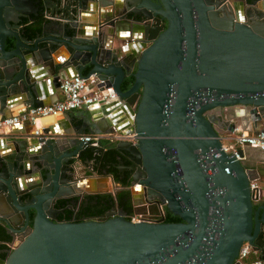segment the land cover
I'll list each match as a JSON object with an SVG mask.
<instances>
[{"label": "water", "instance_id": "1", "mask_svg": "<svg viewBox=\"0 0 264 264\" xmlns=\"http://www.w3.org/2000/svg\"><path fill=\"white\" fill-rule=\"evenodd\" d=\"M250 1L254 22L235 0H0V122L14 104H26L24 114L58 102H44V90L53 96L45 80L54 94L73 73L95 74L132 123L133 140L116 144L131 163V194L144 190L148 204L181 219L133 223L114 207L105 220L59 222L58 201L116 193L113 177L77 176L72 162L85 152L77 137L44 128L40 137L0 138V226L11 237L0 264H242L245 243L264 259V197L250 189L260 177L223 138L238 123H264V13ZM90 3L97 28L83 21ZM55 14L62 21L47 19ZM122 25L141 43L134 58ZM60 49L69 58L57 65ZM109 107L90 109L89 133L124 134L107 127ZM97 178L110 188L93 190Z\"/></svg>", "mask_w": 264, "mask_h": 264}, {"label": "crops", "instance_id": "2", "mask_svg": "<svg viewBox=\"0 0 264 264\" xmlns=\"http://www.w3.org/2000/svg\"><path fill=\"white\" fill-rule=\"evenodd\" d=\"M236 5L238 8H242V1L237 0L235 1ZM107 10H110L111 15L113 14V9L108 8ZM85 18L84 22L93 25L92 27L97 28L100 24V17H99V11L97 8L94 6L93 3L89 4V9L84 12ZM51 16V15H50ZM57 21H62L60 16L55 14L54 16ZM122 33L125 34V37L128 39L127 42V54L130 57H136L137 54L139 55L140 51L137 48V45H140L141 43L136 40L134 33L132 31V27L129 25H122L121 30ZM69 58L68 53L64 49H60L57 52L53 54V59L55 64L62 63L66 61ZM74 77V73L72 74V77ZM68 79V78H67ZM45 83H49V96L47 92L44 90V102L45 103H51L54 99L58 98V100L63 99V95L59 89L55 91L53 94V89L52 86L50 85V80H45ZM87 93L91 94L94 92V87H91L87 89ZM52 93V94H51ZM110 107L108 109L107 114H103V112H99L96 116L99 115H104L108 120V126L111 127L112 129H121V131L126 134L130 130L131 120L129 118V115L125 112L124 110V104L121 101H115L111 104H108ZM26 104L21 103V104H14L10 106L8 114L10 115L9 117H14L20 115L22 112H25ZM95 107V106H94ZM93 108V107H92ZM91 108H82L79 110L71 111L68 113H65L63 115H60L58 117H52V118H46V119H40L34 125L32 126L31 123H23L21 125H17L13 127L10 131H4L3 129H0V138L1 141L6 142V140H19V139H24V137H27L28 139H31L32 137H35V131L39 130L42 133V130L44 128H50L51 132L50 134H59V137L62 139H74L75 137L81 139L84 136L87 135H92L89 133L87 129V125L91 126L92 125V120H93V115L90 113ZM94 109V108H93ZM95 117V116H94ZM112 117V118H111ZM40 121V122H39ZM246 126H242L240 123H238L237 126H239L243 132L253 134L256 133L260 128L261 125L259 126H254L251 121H246L245 122ZM114 126V127H113ZM79 129V130H78ZM86 129V130H85ZM86 131V135L83 136H76L78 131ZM27 134V135H24ZM6 145H12L11 142H9ZM228 145V144H227ZM69 148V152L73 153L74 150L73 148L69 145L67 146ZM3 149L1 148V151ZM239 150H242L244 153V157L242 159V162L244 166L248 169H256L258 172V175L260 179L257 181L261 194L264 197V153L261 152L260 150L248 146H244L240 148ZM71 155V154H70ZM76 165V174L78 177H94L98 176L95 173H90L92 171V167L83 163L81 160H76L74 161ZM103 178H97L92 184V189L98 190L100 189L103 185L110 184V180H107V182H104L102 180ZM86 191V189H85ZM84 191V192H85ZM87 192V191H86ZM132 195V194H131ZM133 197V204H137L143 201L144 194L142 191L137 192L135 195H132ZM262 197V198H263ZM260 251L258 250L257 253H252L248 259L245 261V263H253L256 260H260ZM252 260V261H251ZM263 264H264V259H261Z\"/></svg>", "mask_w": 264, "mask_h": 264}, {"label": "built area", "instance_id": "3", "mask_svg": "<svg viewBox=\"0 0 264 264\" xmlns=\"http://www.w3.org/2000/svg\"><path fill=\"white\" fill-rule=\"evenodd\" d=\"M47 19L56 20L55 17L51 16H48ZM88 86L94 87L93 93L89 94L86 92ZM60 90L63 95L62 100L51 105L30 107L26 113L7 118L3 122H0V129H3L4 131H10L13 127L23 123L31 122L34 124L40 119L58 117L65 113L82 108H92L100 104L108 105L118 101V97L114 89L106 88L104 82L99 81L95 74L88 77L76 75L71 79H66L62 82ZM41 135L42 133L39 130L35 131L36 137H40ZM133 138V135L110 133L87 135L82 137L81 140L85 144V149L91 148L94 149L96 153H98L99 150L104 148V145L117 144L118 142L125 140L132 141ZM223 138L224 141L231 142L229 145L224 143V150L227 153L233 152L236 154L237 150L244 146L256 148L264 153V123L256 133H245L239 126H237L233 132L227 133V135ZM236 156L239 160L243 159H241L237 154ZM76 160L78 159H74V161ZM74 161L72 164L76 169ZM250 189L252 192L258 190L259 199H262L263 196L257 181L250 183ZM114 194L115 193H112L113 196ZM155 207L157 214H152L150 210H147L146 213L135 211L133 212L132 216L129 217V220L133 223H139L151 219L159 220L165 217L166 207L159 203H156ZM253 252L257 253L250 244L245 243L241 247L238 260L242 264H263L262 260H256L253 263H245V261Z\"/></svg>", "mask_w": 264, "mask_h": 264}, {"label": "trees", "instance_id": "4", "mask_svg": "<svg viewBox=\"0 0 264 264\" xmlns=\"http://www.w3.org/2000/svg\"><path fill=\"white\" fill-rule=\"evenodd\" d=\"M37 21L40 24L44 21V18L39 17ZM25 22L27 23L28 21L25 20ZM133 84V77L127 79L123 85V90H128ZM80 160L92 167L90 173H95L100 176H112L119 190L114 196L112 194L85 196L78 208V216H88L90 219H96L116 206L128 212V214H133L132 195L129 190L131 187V172L129 170L131 163L123 153L116 150V144L104 145V148L99 150L98 153H96L94 149L87 148ZM68 204L69 200H60L55 208H65ZM151 213L157 214L156 207L151 208ZM73 215L74 213L71 210L65 208V212L60 215L59 219L66 222L70 220ZM33 217L34 213H31V225ZM165 222L181 223V219L165 209ZM9 242H11V237L8 236L5 229L0 226V260L5 261L8 258L9 247L7 244Z\"/></svg>", "mask_w": 264, "mask_h": 264}, {"label": "flooded vegetation", "instance_id": "5", "mask_svg": "<svg viewBox=\"0 0 264 264\" xmlns=\"http://www.w3.org/2000/svg\"><path fill=\"white\" fill-rule=\"evenodd\" d=\"M235 1H237V0H235ZM242 1V8H243V10H244V12H245V16L247 17V19L250 21V22H254V20H256L254 17H252L251 15H250V13H251V11L255 8H252V6H248L247 4H246V0H241ZM257 1V6H258V8H257V11L258 12H260L261 14L262 13H264V0H256ZM251 1L249 0V3H250ZM260 14V15H261ZM164 25H165V22H164ZM144 188V187H143ZM141 190H143L142 188H141ZM144 191V190H143ZM142 191V192H143ZM85 197V196H84ZM84 197L83 198H75V199H71V200H69V204L65 207V208H67V209H69V210H71L70 209V207H73V210H76L75 212H73L72 210V212L74 213V215H73V217L70 219V220H68V221H66V222H71V221H75V220H77V221H82L83 219H89V220H97V221H101V220H105L106 219V216H107V214L108 213H110L111 211H112V209H114V207L112 208V209H110L109 211H107V212H105L104 214H102L101 216H99V217H97L96 219H90V217H88V216H78V208H79V206H80V203H81V201L84 199ZM76 199H78V200H76ZM59 202V201H58ZM57 202V203H58ZM132 202H133V198H132ZM56 203V204H57ZM155 205H156V202H151V203H149L148 204V202L145 200V197H143V201L142 202H140V203H137V205H134L133 204V212H135V211H138V212H141V213H146V211L147 210H150V212H151V208H153V207H155ZM56 206V205H55ZM117 207V206H116ZM65 208H57L58 210H60V211H62L59 215H58V221L59 222H65V221H62V219H59L60 218V215L62 214V213H64L65 212ZM126 212V211H125ZM127 214H128V212H126ZM155 215V214H154ZM132 216V214H128V217H131ZM128 220H129V218H128ZM158 219H156V220H153V219H151V220H148V221H142V222H148V223H150V222H155V221H157ZM130 221V220H129ZM140 223V222H139Z\"/></svg>", "mask_w": 264, "mask_h": 264}, {"label": "rangeland", "instance_id": "6", "mask_svg": "<svg viewBox=\"0 0 264 264\" xmlns=\"http://www.w3.org/2000/svg\"><path fill=\"white\" fill-rule=\"evenodd\" d=\"M227 135V133L226 134H223V137H225ZM226 144H231V142H229V141H224ZM109 187L108 188H110V184L108 185ZM109 190V189H108Z\"/></svg>", "mask_w": 264, "mask_h": 264}, {"label": "bare ground", "instance_id": "7", "mask_svg": "<svg viewBox=\"0 0 264 264\" xmlns=\"http://www.w3.org/2000/svg\"><path fill=\"white\" fill-rule=\"evenodd\" d=\"M40 121H41V120H40ZM40 121H39V122H40ZM138 190H141V188H138Z\"/></svg>", "mask_w": 264, "mask_h": 264}]
</instances>
